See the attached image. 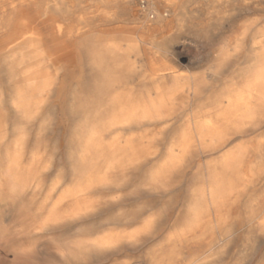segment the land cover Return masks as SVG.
<instances>
[{"label":"rangeland","instance_id":"obj_1","mask_svg":"<svg viewBox=\"0 0 264 264\" xmlns=\"http://www.w3.org/2000/svg\"><path fill=\"white\" fill-rule=\"evenodd\" d=\"M180 1L181 2H179L176 7L172 8L165 3V0H130L128 6L131 7V9H134L136 5H139L140 2V4L142 5V12H138V16H133L130 12V8L120 11L121 16L128 18V20H130V22L132 23V26H134V37L142 35L144 39L143 48L145 50V57H150L152 55L163 57L168 62V64L173 65L175 68L177 67L176 69L178 73L187 79L186 91L184 93H179L174 101L170 115L172 118L169 122L171 125L169 124L163 129L157 128V126H154L152 124H147L143 127L141 126L137 128L138 130L135 129V131H133V136L135 135L134 138L133 136H124L120 138L121 147L128 151L127 157L123 154L126 159L124 157L123 158L127 161L132 162L129 164V167L135 168L134 175H119L115 178H112L111 180L106 172L111 173V171H115L116 166L113 163L114 161L111 159V157L108 156V154L104 155L100 151L92 148L90 151H87L86 153L84 152L85 154L81 153L79 154L81 156L78 155L80 160L86 159L84 162H82L81 169L83 178L81 180L79 179V184V182H76L77 180H75L74 174L72 173L73 170L71 169L72 164L70 163V156H67V150L60 147L57 143L55 139L56 132L53 130H50V134L48 135L49 137L47 138L50 147H52L50 149L51 153H47L48 155L38 153L33 158V161H31L29 160L30 154L27 152L22 158H12L8 163L1 166L0 235L1 233L2 235L0 236V264H83L84 261V264H130L131 262H133L131 264H187L188 262L195 259L199 260L204 256H209L212 250H206L202 245H195L190 247V249L181 247L180 254L179 256H177L171 254L170 248L164 243L165 239L169 235L168 233H172L176 222L179 223V228L185 227L186 217L184 216V212L186 203L191 197V193L202 186H211L215 191L214 193H217L214 196L215 205L213 204L209 206L208 211L203 214L204 219L209 218L208 220L214 223L216 216L222 215L224 217V219L218 225L220 226V228L216 224H214L212 229L215 235L222 239V243L224 245V253H222L220 257L221 259H219L217 264H264V224L260 225L258 219H255V227L250 229L245 223V219L248 215L254 214L256 217L264 215V172L257 176H254L252 179H248L245 177L248 156L251 155L252 157V154L248 152V154H246L240 162L235 161L229 165V174L226 177L220 176L219 174V170L223 165H225L223 156L227 152L237 151V149H240L242 145L244 148L253 147V138L256 132H264V112L261 116L262 118L260 117L256 119L254 121V124L252 123L251 126L244 132L245 136L243 135V138L235 137V134L232 131L225 132L224 135L221 134L220 136H210L209 132L201 130L198 133V136L202 140L196 138V141L189 148V152L182 159H179L177 148L174 145L172 147L171 143L173 136H175V139H179L184 135H187L189 132L192 133L193 129H191V127L193 123L200 119L204 112L214 109L217 106L219 99L222 97V94L231 87L234 73L236 72L237 68L239 69L244 66V61L249 53V48L246 46L243 48L242 52L237 48L236 45L238 44V42L235 40V36L241 34L245 27H248L249 29L247 30L248 36L264 28V0H230L227 3L216 2L214 0ZM101 2L102 0H79V12L87 11V8L89 6L96 7ZM225 13L227 14V16ZM140 19H144L146 21V24L148 25L143 34L141 33V29H139L140 24L138 21ZM256 22L258 26L256 25ZM96 23L97 17L94 18V24ZM241 26H243V28ZM251 30H253L254 32H251ZM238 55L240 57H238ZM218 62H220V64H218ZM228 76L230 77L228 78ZM173 82L174 80L170 79L169 85L173 84ZM218 85L221 87H219ZM211 96H213V99ZM197 97H199L200 99ZM192 102H194V104ZM193 106L196 107L194 108ZM187 107L189 110L187 109ZM150 129L151 131H153H149ZM249 137H251V139ZM32 138L27 141V148L33 143L34 138ZM133 139L135 143H133ZM214 140L219 146H213ZM224 143L226 144V146H224L225 149L220 150L223 153H221L220 151H214L216 150L215 148L222 147ZM153 144H155V146ZM142 146L145 148H150H148V150L143 148ZM211 146H213L214 150ZM62 151L64 153H62ZM136 151L139 152L136 153ZM135 153L136 156L132 157L133 155H135ZM201 156L204 158H202ZM58 159H60L61 161ZM57 161H59V165H56ZM174 162V165L171 164ZM142 163L143 165H141ZM102 167L104 168L105 173L103 172L104 170ZM113 167L114 169H112ZM4 168H7V170ZM12 168L18 172L16 176V172L14 173V170H12ZM27 168L29 172L26 170ZM48 169L51 170L48 171ZM156 169H159L161 171V180L156 185H153L148 180L147 175L150 171ZM100 173L102 174L100 175ZM40 174H42L43 177ZM67 174L71 175L72 177L68 176ZM86 174L88 176H86ZM234 174H236L237 176ZM60 175L62 178L60 177ZM31 176L36 177L37 179H33V177ZM26 177L28 179H26ZM99 177L103 179H100ZM119 177L121 178L118 179ZM115 179L117 181L119 180V182L115 181ZM29 180L30 183H28ZM68 180H70L69 183ZM24 181L26 182L24 183ZM52 181L54 183H52ZM47 182L50 183V185L47 184ZM64 182H67V184ZM105 182L106 184H104ZM256 182L258 183L255 184ZM76 183L78 184L76 185ZM69 184L71 186H69ZM112 187L113 189H111ZM248 187L250 191L248 190ZM12 189L14 191H11ZM26 189L28 190L26 191ZM114 189L116 192L114 191ZM219 189H223L220 194ZM46 191L49 193H47ZM59 194L61 195V199L58 198L60 196ZM97 194L99 197L97 196ZM133 194H135L136 196H134ZM145 194L147 195L145 196ZM93 198L95 200H98H94L93 202ZM110 198H113L112 201ZM120 198L123 200H121ZM257 198L261 200V203ZM56 200L60 201L58 202ZM72 200H75V204L72 202ZM113 201L115 204L113 203ZM31 202L33 204H31ZM57 203L58 205H56ZM36 205L38 206V208L41 207L42 209H38ZM61 206L65 209L63 210ZM60 208L62 212L58 211L60 210ZM138 210H140V212ZM178 210L181 211L179 212ZM40 212L42 215H44V217L40 214ZM36 213L38 214L36 215ZM205 214L210 217L206 216ZM3 215L6 217V219L11 218L10 221L7 222L8 219L5 220V218L1 219ZM48 216L51 218H49ZM67 216L69 217L66 218ZM114 216L115 218L113 219L112 217ZM128 216L129 218L132 216V218L129 219ZM230 216L232 217V219ZM71 217H73V219ZM39 220H42L43 222L41 221V223ZM116 220H118V222L114 223L116 222ZM33 222L37 224H34ZM119 222L125 223L120 224ZM141 224L143 226H141ZM7 226L9 227L7 228ZM45 226L48 230L45 229ZM131 226L133 227V229H135V232L134 230L133 232H131ZM116 227H118L119 229H116ZM142 227L143 229H141ZM38 228L39 230H37ZM41 228L43 230H41ZM80 229H82V231ZM34 230H36V232ZM121 231H124V233L122 234ZM127 231L130 232L129 234L132 233L133 235H129ZM94 232L95 234L97 232L98 235L93 234ZM67 233H69L72 237ZM245 233L248 235L247 237ZM80 235H82L81 239ZM148 235L151 236V239ZM71 238H73L74 240ZM112 238L113 240H110ZM100 240H107V243L99 248L100 250L89 249L87 253L78 255L79 245L81 243H95ZM60 242L62 243V245H60ZM74 243L76 244L74 245ZM124 243L126 244L123 245ZM57 246L60 247L58 248ZM64 247L67 248V250ZM72 247H75V250ZM158 250L160 251L158 252ZM223 254H225V258ZM84 255L87 258H85ZM80 259L83 261H81Z\"/></svg>","mask_w":264,"mask_h":264},{"label":"bare ground","instance_id":"obj_2","mask_svg":"<svg viewBox=\"0 0 264 264\" xmlns=\"http://www.w3.org/2000/svg\"><path fill=\"white\" fill-rule=\"evenodd\" d=\"M214 1L221 2V3H227L230 0H214ZM129 2L130 0H102V2L99 3L98 6L96 7L89 6L87 8V11L79 12V0H0V167L8 163L12 158L14 159L22 158L27 152L30 154L29 160L31 161H33V158L38 153H42V154L49 153L52 147H50V144L48 143L47 138L49 137L48 135L50 134V130H53L56 132L55 133L56 138L55 137L54 138L56 139L57 143L63 149L65 148L67 150V153H66L67 156H70L69 157L70 163L72 164L71 169L73 170V172L72 170L71 172L74 174V178L75 180H77L76 182H79V179L81 180L83 178L81 166H82V162L86 160V159L80 160L79 156L81 155L79 154L84 153V152L86 153L87 151H90L92 148L96 149L97 151H100L104 155L108 154V156L111 157V159L114 161L113 163L116 166L115 171L110 170L111 173L106 172L108 176L111 178V180L112 178H115L119 175L121 176L125 174L126 175L135 174V168L129 167V164L132 162L125 160L126 158L124 156L126 157L128 156L127 155L128 151L121 147L120 138L124 136H133L134 134L133 131H135V129L141 126L143 127L144 125H147V124L148 125L152 124L154 126H157V128H163V129L164 127L168 126L172 118L170 115H171V110H172L174 101L176 97L179 95V93H184L186 91L187 79L178 73L176 69L177 67L175 68L173 65L168 64V62L163 57L158 56V55L157 56L152 55L150 57H145V50L143 48L144 39L142 35H138L134 37V32H133L134 26H132V23L130 22V20H128V18L122 17L121 12H120L121 10H126L127 8H130L131 14L133 16H138V12H142V5L139 2V5H136L134 9H131V7L128 6ZM179 2L181 1L180 0H165V3L172 8L176 7L179 4ZM96 17H97V23L94 24V18ZM138 22L140 24L139 29H141V33L143 34L144 30L147 29L148 25L146 24V21L144 19H140ZM256 25L258 26L257 22H256ZM241 27L243 28V26ZM247 30H249L248 27H245V29L242 31L241 34L235 36V40L238 42V44L236 45L237 48L240 49V51L242 52L243 48L246 46L249 48V53L246 56V59L244 61L245 62L244 66L243 67L240 66L241 68L239 69L237 68L236 72L234 71L235 73L233 75V82H232L231 87L222 94V97L219 99L218 104L214 109L204 112L203 115L200 117V119H198L197 121L193 123L191 127V129H193L192 133L189 132L187 135H184L183 137L179 139L177 138L175 139V136L172 137V140H171L172 147L174 145L177 148V152L179 153L178 155L179 159H182L183 157L186 156V154L189 152V148L196 141V138H198L199 140H202L198 136V133L201 130L209 132L210 136H218V135L220 136L221 134L224 135L225 132L232 131L235 134V137L243 138L242 136L245 134L244 132L251 126L252 123L254 124V121L256 119L260 118L263 115V112H264L263 111L264 110V28L256 31L252 35L249 34L250 36L247 35ZM252 31L253 30H251V32ZM238 57L240 56L238 55ZM218 64H220V62H218ZM229 77L230 76H228V78ZM170 79L174 80L173 84L171 85H169ZM219 90H218V93H219ZM211 97L213 99V96ZM192 103L194 104V102ZM149 131H151V129ZM32 136L34 138V141L27 148L26 143L28 140H30V138H32ZM249 138L251 139V137ZM148 140H151V139H148ZM253 141H254L253 147L244 148L242 145L240 149H237V151L227 152L223 156V161L225 165H223L222 168L219 170L220 176L226 177L229 174V170H228L230 167L229 165L235 161L240 162L245 157V155L248 154V152L252 154V157L251 155L248 156V163L246 165V176L245 177L248 179H252L254 176H257L264 172V132L263 131L256 132V134L254 135ZM133 143H135L134 139H133ZM213 144H214L213 146L215 145L219 146L217 145V142H215V140ZM153 145L155 146V144ZM213 146L211 147L213 148ZM224 146H226L225 143L222 147L215 148L216 150H214L213 148V150L220 151L222 149H225ZM148 148H145V149H148ZM138 152L136 151V153ZM62 153L64 152L62 151ZM136 153L132 157L136 156ZM103 159H104V156H103ZM58 163L59 161H57L56 165H59ZM171 164L174 165L175 162ZM141 165H143V163ZM4 169L7 170V168H4ZM112 169H114V167ZM12 170L14 169L12 168ZM26 170L28 171V168ZM49 170L51 169H48V171ZM15 172H16L15 174L16 176L18 172L14 170V173ZM103 172L105 173V170ZM102 173H100V175ZM67 175L71 176L69 174ZM86 176L88 175L86 174ZM38 177H39V173H38ZM34 178L36 177H33V179ZM120 178L121 177H119L118 179ZM147 178L153 185H156L161 180V171L159 169L150 171L147 175ZM26 179L28 178L26 177ZM100 179H103V178H100ZM69 181L70 180H68V183ZM115 181L117 180L115 179ZM25 182L26 181H24V183ZM117 182H119V180ZM28 183H30V180ZM52 183L54 182L52 181ZM64 183L67 184V182H64ZM257 183L258 182H256L255 184ZM47 184L50 185V183L48 182ZM77 184L78 183H76V185ZM104 184H106V182ZM69 186L71 185L69 184ZM49 187H52V186H49ZM13 189L11 191H14ZM111 189H113V187ZM27 190L28 189H26V191ZM222 190L223 189L221 190L219 189V194L222 192ZM248 190H249V187H248ZM214 192L215 191L212 189L211 186L210 187L202 186L198 188L197 190H195L193 193H191L192 195L190 194L191 197L189 198L185 206V212H184L185 213L184 216L186 217L185 227L179 228V223L176 222L172 233H168L169 235L165 239L164 244L170 248V253L173 255H177V256H179L180 254L181 247H186L187 249L188 248L190 249V247L192 246L202 245L203 248H205L206 250H209V249L212 250L209 256H204L199 260L195 259L193 261L188 262L187 264H217L219 259H221L220 257L222 253H224L223 252L224 245L222 243V239L217 237V235H215V233L212 231L214 224L218 226L219 223H221V221L224 219V217L222 215L216 216L214 223L208 220L209 218L204 219L203 217V214L208 211L209 206L214 204V196L217 194ZM133 195L136 196L135 194ZM146 195L147 194H145V196ZM58 198L61 199V195ZM94 200L95 199L93 198V202ZM259 201L261 203V200ZM72 202L74 203L75 200L74 201L72 200ZM31 204L33 203L31 202ZM56 205H58V203ZM39 208L42 209L41 207ZM47 209H48V206H47ZM64 209L65 208H63V210ZM58 211L62 212L61 208ZM138 211L140 212V210ZM37 214L38 213H36V215ZM3 216L1 217V219L2 218H5V220L8 219V218L6 219V217L5 216L3 217ZM42 216L44 217V215ZM69 216H67L66 218H68ZM115 216L112 218L114 219ZM71 218L73 219V217ZM130 218H132V216ZM10 219H8L7 222H9ZM161 219H164V218H161ZM255 219H258L260 225L264 224V215L257 216V217L254 214L248 215L245 219V223L250 229L255 227V223H254ZM117 222L118 220H116V222L114 223H117ZM119 223L121 224L125 222H119ZM34 224H37V223H34ZM146 224H147V221H146ZM43 225H42V228H43ZM101 226H102V223H101ZM141 226L143 225L141 224ZM8 227L9 226H7V228ZM218 227L220 228V226ZM42 228L41 230H43ZM117 228L118 227H116V229ZM45 229H46V226H45ZM141 229H143V227ZM37 230H39V228ZM80 230L82 231V229ZM133 230L135 232V229H133L132 227L131 232H133ZM34 231L36 232V230ZM123 233L124 231L122 232V234ZM129 233L130 232H128V234ZM93 234H95V232ZM95 235H98L97 232ZM116 235H119V234H116ZM81 236L82 235H80V239H81ZM247 236L248 235L246 234V237ZM150 239H151V236H150ZM110 240H113V238ZM106 243H107V240H100L95 243L83 242L79 245L78 255L87 253L89 249H94V250L99 249ZM75 244L76 243H74V245ZM125 244L126 243H124L123 245ZM60 245H62V243ZM57 247L59 248L60 246H57ZM72 248H74L75 250V247H72ZM65 249L67 250V248ZM159 251L160 250H158V252ZM223 255L225 258V254ZM84 257L87 258L85 255Z\"/></svg>","mask_w":264,"mask_h":264}]
</instances>
